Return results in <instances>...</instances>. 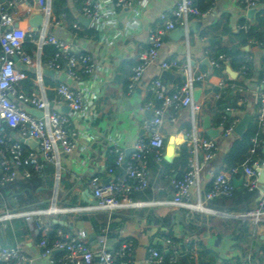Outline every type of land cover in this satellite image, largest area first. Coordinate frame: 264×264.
Wrapping results in <instances>:
<instances>
[{"label": "crops", "instance_id": "0c3cea01", "mask_svg": "<svg viewBox=\"0 0 264 264\" xmlns=\"http://www.w3.org/2000/svg\"><path fill=\"white\" fill-rule=\"evenodd\" d=\"M94 1L103 6H110L113 0ZM135 1L136 5L133 8L116 12L115 27L104 29H100L92 22L89 26L85 25L74 0H44L51 10L49 22L44 19V29L35 30L31 24L33 13L40 12L38 8H33L29 3L24 2L16 9L10 10L16 27L32 29L37 35L43 30L46 31L48 35L66 42L74 52L89 55L98 69L94 75L84 77V87L87 90L84 99L87 103L88 117H76L65 105L53 106L55 110L68 115L72 119L73 127L80 133L74 150L61 158L60 182L55 181L53 168L47 171L44 180L21 181L0 196V215L11 210L41 209L43 205H47L46 209H49L52 204L48 196L56 191L57 195L58 193L60 195L59 205L58 203L56 205L60 208L93 206L91 179L96 176L103 182H109L116 178L121 173L116 168V161L114 163L117 153L122 152L128 158L137 140L145 135L143 123L151 116V112H145L143 108L147 102L153 101L148 88L150 83L160 79L164 72L160 64L178 60L181 63L191 64L198 71L210 74L212 67L209 60L215 57L219 49L238 42L236 38L240 32L238 27L244 24L251 26L253 34L244 48L245 52L249 53L247 59H250L247 75L243 77L239 72L232 71L236 74L234 78L228 72L229 69L232 70L228 64L223 74L233 83L241 76L244 93L254 98L253 103L248 102V98L244 99V103H249L246 111L238 110L236 114L240 122L245 116H249L245 132L250 128H260L257 112L260 107L259 95L262 91L261 80L264 68V5H260L254 13H250V10L245 9L239 0H204L201 6L210 7L213 4L212 10L203 18L190 17L188 33L182 29L168 33L164 37L157 62L146 71L138 86L130 91L129 78L138 57L148 49L149 31L157 29L160 25V16L169 14L181 0ZM142 1H145V6H141ZM40 14L43 15L42 12ZM133 19H137L138 28L125 29L126 23ZM76 24L80 26L78 31L74 29ZM258 33L263 36L261 40L256 39L255 35ZM23 49L32 57L39 58L36 55L35 45L27 42ZM49 57L51 56H46L43 50V55L39 59L45 63ZM15 61L17 72L25 75L15 83L18 92L30 95L39 91L35 82L37 70L23 65L18 59ZM162 81L170 91L183 83V80L176 75L172 82ZM61 82H67L73 89L79 87L78 83L67 77L65 70L54 71L53 75L44 74L42 71V93L49 101L54 100L55 89ZM218 84L219 80L209 78L207 84L197 87L194 100L202 106L200 115L203 128L204 119L209 118L211 127L220 131L219 125H215L213 115V105L216 102L214 96L219 92ZM196 95H198L197 100ZM26 110L30 109L26 108ZM31 110L35 117L43 116V112ZM185 121L191 122L188 109L179 114L177 124L169 122L165 124L164 161L161 164L150 163V187L145 192L132 196L133 202L140 205L119 209L112 215L101 212L80 214L67 212L57 217L44 216L43 224L53 226L54 220L57 219L67 224L63 227L67 228L68 234L74 237L84 232L86 234L83 239L84 244L96 253L101 248L98 241L100 236L106 237V247L112 251L128 245L132 250L130 256L132 264H147L148 249L151 247H161L163 255L170 254L166 244V239L169 237L181 241L179 244L182 246L186 245L183 241L190 235V230L195 232V235L190 237L194 245L192 250L182 255V264H200L201 261L204 264H264V251L260 250L264 248V223L256 228L255 236L253 230L249 228L247 242L238 244L234 239L239 236L241 226H245L239 221L236 229H228L227 234L218 237V233L210 228L209 222L212 218L219 217L194 211L199 220L198 223L194 222V225L190 226L187 217L189 209L175 208L172 205L174 190L171 187V178H181L188 167V165L182 166L178 161L181 147L186 144L189 150V145L183 136V132L187 130L180 129ZM205 134L208 137L206 131ZM10 135L16 140L19 139L15 132H10ZM235 137L238 136L234 133L230 138L220 136L216 138L219 146L218 155L204 168L199 184L191 189L190 205H197L199 197L203 198L210 190L216 175L229 171L220 169L221 160L218 157L231 149ZM26 147L36 149L29 145ZM262 149L264 152V147ZM168 156L171 157V162L165 161ZM175 163L179 167L178 170L170 167ZM236 179H243L241 191L245 190L244 177L239 175ZM256 197L247 207L253 209L257 206L259 199ZM220 200L224 199L211 201L206 207L217 212L218 210L226 212L233 207L223 206ZM74 201L76 203H73ZM241 206L238 205V208ZM203 226L205 229L200 232ZM39 237L37 226L24 219L0 223V246H20L22 252L32 260V264H55L57 254L45 259L41 257L42 251L37 246ZM198 244H202L203 248L201 249ZM203 249L206 254L202 253ZM248 255H252L250 261L247 260ZM184 258L186 260H183ZM94 264H99L97 257Z\"/></svg>", "mask_w": 264, "mask_h": 264}, {"label": "built area", "instance_id": "2783aa9c", "mask_svg": "<svg viewBox=\"0 0 264 264\" xmlns=\"http://www.w3.org/2000/svg\"><path fill=\"white\" fill-rule=\"evenodd\" d=\"M24 2L29 3L33 8H38L45 15L47 22L51 14L50 6L46 5L44 0H1L0 2V196L21 181L44 180L50 168L54 170L55 181L60 182L61 158L64 154L74 150L80 133L73 127L72 119L55 110L53 106L65 105L76 117H88L87 103L84 99V93L87 91L84 87V77L94 75L98 69L89 55L74 52L66 42L48 35L46 31L43 30L37 35L32 29L16 27L10 10L16 9ZM74 2L78 5L80 15L96 23L100 29L115 27L116 12L133 8L136 5L135 0H113L110 6H103L94 0H74ZM239 2L247 10L258 9L260 5H264V0H239ZM212 5L206 11H202L199 8V0H181L169 14L160 16L159 27L149 31L148 49L140 54L132 69L128 83L130 91L138 86L146 71L157 62L164 37L177 29L188 33L189 18L192 16L205 17L212 10ZM141 6H145V1H142ZM135 28H138L137 19L125 25V29L128 30ZM74 29L78 31L80 26L76 24ZM238 29L247 33L251 26L244 24ZM27 42L36 46V55L39 58L47 46H54L56 52L45 63H42L41 59H36L24 51V44ZM15 57L23 65L37 70L35 82L39 91L30 95L18 92L15 83L25 75L17 72ZM249 60H246L245 65L239 71L243 77L247 75ZM228 61L229 59L222 54L211 58L209 63L212 68L221 70L228 64ZM160 68L163 71L174 73L183 80V83L173 91H170L161 79H155L150 83L148 89L153 96V101L147 102L143 108V111L151 112V116L143 123L145 135L137 140L128 158L122 152L117 153L116 168L121 173L116 178L109 182H103L96 176L91 179L90 188L96 205L87 208L64 209L53 202L49 209L11 210L0 215V223L24 219L37 226L40 234L37 246L42 251V258L59 254L55 264H94L96 257L99 264H132L131 248L124 245L116 251L109 250L106 247L105 236L98 238L101 248L97 253L84 244L83 239L86 237L84 232L74 237L59 229L53 239L49 240L52 226L44 225L42 218L44 216L57 217L67 212L78 214L101 212L112 215L119 209L140 205L133 202L132 196L145 192L150 187V163L161 164L164 161V126L167 122L177 124L179 114L186 109L191 114V129L183 132V136L189 145L190 158L184 175L181 178H171V187L174 190L172 205L175 208L189 209L187 217L190 226L194 225V222L198 223L199 220L194 211L201 214L208 213L226 220L239 221L253 230L254 236L256 228L264 223V186L259 181L264 163L259 161L251 165H238L226 173L216 175L210 190L204 194L203 198L199 197L197 205L189 204L191 189L199 184L204 168L216 159L219 152L217 139L206 137L200 115L202 106L194 100L195 90L209 82L210 74L198 71L191 64L181 63L178 60L163 62ZM44 69L65 70L67 77L78 83L79 87L73 89L67 82H61L55 89L54 100L49 101L42 93V71ZM262 73V91L259 95L260 107L257 120L264 136V68ZM217 88L219 92L214 96L216 100H220L228 90L235 94H242L245 91L243 86L229 82L225 77L220 78ZM240 100L244 101V99ZM26 108L39 110L43 112V116L37 118L31 115ZM226 112L227 115L221 117L219 124L221 138L232 137L240 122V119L236 117L238 109L229 106ZM10 132H15L19 139L12 137ZM28 139L37 143L36 149H29L22 142ZM252 142L254 147L250 152L253 155L264 147V138H256ZM238 175L244 177L243 187L249 193L258 192L260 194L257 206L243 213L230 214L207 208L206 205L211 201L233 197L236 191L234 180ZM53 209L55 211H52ZM190 240L188 236L183 243L190 244ZM166 244L170 251V263L182 264L181 245L173 238L166 239ZM251 258L252 255L247 256L248 261ZM0 264H32V260L22 252L20 246H0ZM147 264H164L163 254L154 247L149 248Z\"/></svg>", "mask_w": 264, "mask_h": 264}, {"label": "trees", "instance_id": "16d2710c", "mask_svg": "<svg viewBox=\"0 0 264 264\" xmlns=\"http://www.w3.org/2000/svg\"><path fill=\"white\" fill-rule=\"evenodd\" d=\"M204 0H199V8L202 11H206L209 6L202 7L201 4L203 3ZM253 36L252 34V29L249 30V32L245 33L243 31L238 32L236 35L237 38V43L232 44L229 47H225L222 49H219L217 53L215 54V57L224 54L228 59V66L232 69V71L239 72L241 67L245 65L246 59L249 55L248 52H245L244 48L247 46L248 40L251 39ZM256 36L257 40L262 39V34L258 33ZM30 46V45H28ZM44 52L46 56H52L55 54L56 49L54 46H47L44 48ZM226 66H223L221 70H216L212 68L210 72V79H216L217 81L220 80L221 77H224V70ZM234 83L241 85L242 84V79L241 76L237 78V80L234 81ZM218 89L216 88L215 91ZM248 98V102H254V98L249 96L246 93L242 94H235L232 91L228 90L220 100H216L215 104L213 105V115L215 117V125L218 126L221 121V117L224 115H227V108L229 106H232L240 111H246V108L248 107L249 103L247 102H242L240 99H246ZM207 105L209 106L210 103L208 102ZM180 129L184 130H189L190 129V123L188 121L183 122L181 125ZM256 138H264L262 131L260 128H250L248 129L245 134L242 137H235V140L232 143L231 149L226 153V154H220L218 159L221 160V167L220 169L225 170H230L231 168L238 166V165H243V164H248L251 165L255 161H259L260 163H264V152L263 149H259L256 151L255 154H251V150L254 147V144L252 142L253 139ZM117 158V157H116ZM116 158L114 160V163L116 161ZM190 158V153L188 150L187 145H183L180 150V156L178 161L181 162L182 166L188 165V160ZM177 163L170 165L171 168H175L178 170L179 167L176 165ZM184 175V174H183ZM239 177V175L237 176ZM258 195V197H256ZM260 199V195L258 192L255 193H249L246 189L242 191L236 190L234 192V195L232 198L229 199H224L220 200L223 206H233L232 208L228 209L226 212H222L218 210L219 212L222 213H243L248 210H250L249 207H247L254 198ZM218 201H216L217 203ZM238 205H242L241 208H238ZM48 206L43 205L40 208L41 209H46ZM225 211V210H223ZM210 228L218 233V237H221L222 235L227 234L228 229H236L238 226V222L235 220H226L222 218H212V221L209 222ZM205 226H203L200 229L204 230ZM239 231V236L235 238L234 240L240 244V243H246L247 242V237L249 235V228L247 226H241ZM63 230V232L68 233L67 228L60 226V225H53L52 226V231L49 234V240H52L53 237L56 234L57 230ZM189 232V230H188ZM195 232L193 230H190V237L194 236ZM172 238V237H169ZM167 238V239H169ZM40 240V237H39ZM178 243H181V241L176 240ZM194 242L191 239L189 245H184L180 247V251L183 254H187L186 252H189L190 250L193 249ZM199 247L202 249L203 245L198 244ZM159 252L162 253L161 247L156 248ZM260 250L264 251V248H260ZM202 253L206 252L204 249L202 250ZM264 253V252H263ZM59 254L56 256L58 257ZM164 256V264H171L170 263V254L168 255H163ZM257 256V255H256ZM200 264H204L203 261L200 262Z\"/></svg>", "mask_w": 264, "mask_h": 264}, {"label": "water", "instance_id": "95a60500", "mask_svg": "<svg viewBox=\"0 0 264 264\" xmlns=\"http://www.w3.org/2000/svg\"><path fill=\"white\" fill-rule=\"evenodd\" d=\"M3 1V0H2ZM256 9H253V10H250V13H254ZM32 18H33V22H31L32 24V27H34L35 30L39 29V28H42L43 26V23H44V19L45 17L40 14V12L36 11L35 13H33L32 15ZM82 18V22L89 26L91 24V20L90 19H87V18H84V17H81ZM14 60H17V58L15 57ZM207 63V62H206ZM228 72L235 78L236 77V74L234 72H232V70H228ZM43 73L44 74H49V75H53L54 74V71L53 70H47V69H44L43 70ZM161 80H165V81H169V82H172L174 79H175V75L172 74L171 72H168V71H164L160 77ZM198 95L195 96V99L197 100L198 98ZM30 114L34 115V112L30 109L28 110ZM249 116H245V118L238 124V126L235 128V134L238 136V137H242L244 135V132H245V129L248 125V121H249ZM204 129L208 135V137H210L211 139H216L219 137V131L218 130H215L211 127L210 125V122H209V118H205L204 119ZM24 144L26 145H29V146H32V147H37V143L32 141V140H23L22 141ZM171 157L168 156L165 158V161L166 162H171L172 160L170 159ZM242 181L243 179L241 180H237L235 179L234 180V184L235 186L237 187V189L239 191H241V187H242ZM259 181L260 183L264 186V166L261 170V174H260V178H259ZM88 194V192H87ZM92 205H96V202L93 201ZM54 224L55 225H60V226H66L67 224L64 223L63 221L61 220H54ZM183 260H186L185 258Z\"/></svg>", "mask_w": 264, "mask_h": 264}, {"label": "rangeland", "instance_id": "374dc122", "mask_svg": "<svg viewBox=\"0 0 264 264\" xmlns=\"http://www.w3.org/2000/svg\"><path fill=\"white\" fill-rule=\"evenodd\" d=\"M54 191H56V189L54 190ZM49 201H50V204H52V201L53 202H55L56 204L58 203V205H59V202H60V195H59V193H58V195H57V191L56 192H51L50 194H49ZM45 198H46V196H45ZM73 203H76L75 201L73 202ZM49 204V205H50ZM52 206V205H51ZM60 207V206H59Z\"/></svg>", "mask_w": 264, "mask_h": 264}, {"label": "bare ground", "instance_id": "6f19581e", "mask_svg": "<svg viewBox=\"0 0 264 264\" xmlns=\"http://www.w3.org/2000/svg\"><path fill=\"white\" fill-rule=\"evenodd\" d=\"M52 211H55V209H53Z\"/></svg>", "mask_w": 264, "mask_h": 264}]
</instances>
